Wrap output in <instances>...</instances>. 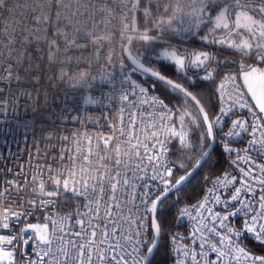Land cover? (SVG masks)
Returning a JSON list of instances; mask_svg holds the SVG:
<instances>
[{"label":"snow or ice","instance_id":"6c2138e0","mask_svg":"<svg viewBox=\"0 0 264 264\" xmlns=\"http://www.w3.org/2000/svg\"><path fill=\"white\" fill-rule=\"evenodd\" d=\"M10 122L0 264H264V0H0Z\"/></svg>","mask_w":264,"mask_h":264},{"label":"built area","instance_id":"2783aa9c","mask_svg":"<svg viewBox=\"0 0 264 264\" xmlns=\"http://www.w3.org/2000/svg\"><path fill=\"white\" fill-rule=\"evenodd\" d=\"M115 23V21H113ZM70 55H78L76 53H70ZM74 73L76 72V69L72 68L70 69ZM35 88L41 87V85H35ZM43 103V97L37 100L36 107L42 108ZM39 115V114H38ZM33 117L31 114V111H29V114L27 116L21 117L22 121L30 122L32 121ZM41 123H43L45 126H48V121L41 119ZM44 135L43 133H40L39 131L36 132V136L40 137ZM24 131L19 127L15 122H10L7 125H0V160L5 159L9 153L13 154L11 158L9 159V166L11 165L13 160H16L15 154L19 153L21 155H24L25 147L26 145L23 143L25 139ZM29 143L27 145V148L29 151L33 150V146L31 144V137H28ZM47 144V141L44 142V144H40L39 146L41 148H44ZM27 157L25 156V159ZM19 162V161H17Z\"/></svg>","mask_w":264,"mask_h":264},{"label":"trees","instance_id":"16d2710c","mask_svg":"<svg viewBox=\"0 0 264 264\" xmlns=\"http://www.w3.org/2000/svg\"><path fill=\"white\" fill-rule=\"evenodd\" d=\"M180 231H184L185 229H183V228H181V229H179Z\"/></svg>","mask_w":264,"mask_h":264}]
</instances>
